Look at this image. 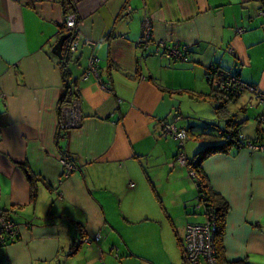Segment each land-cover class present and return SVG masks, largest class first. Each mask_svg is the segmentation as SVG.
<instances>
[{"label": "crops", "instance_id": "1", "mask_svg": "<svg viewBox=\"0 0 264 264\" xmlns=\"http://www.w3.org/2000/svg\"><path fill=\"white\" fill-rule=\"evenodd\" d=\"M72 10L80 43L71 52L65 40V62L53 46ZM147 16L154 38L190 43L188 58L138 45ZM92 54L108 86L93 70L84 75ZM212 62L264 95V0H0V207L20 229L0 246V264H136L132 233L156 230L183 252L188 223L206 214L163 124L176 109L183 114L191 160L236 121L257 135L264 103L250 89L236 102L215 96L204 81ZM65 69L78 85L66 104ZM184 92L195 110L182 108ZM63 152L79 166L67 171ZM199 161L207 188L226 204L220 264H264V149L229 143ZM73 228L82 236L76 250Z\"/></svg>", "mask_w": 264, "mask_h": 264}, {"label": "built area", "instance_id": "2", "mask_svg": "<svg viewBox=\"0 0 264 264\" xmlns=\"http://www.w3.org/2000/svg\"><path fill=\"white\" fill-rule=\"evenodd\" d=\"M65 23L67 30H71L69 41V51H75L80 43L78 36L79 31V19L76 11H68L65 16ZM138 45L143 48L150 47L151 50L159 52L161 54H166L167 56H173L177 58L186 59L189 55L190 43L187 42H177L168 41L165 38L156 39L152 34L151 20L147 16L143 21V29L140 37L137 40ZM211 67H215L213 63H210L208 70ZM212 72L211 81L213 83H219L221 86L231 90L232 92L240 93L244 89H250L256 91L259 97L264 99L263 93H261L258 88L241 78L235 77L233 74L222 80L223 69L216 68ZM94 71L98 74L101 82L108 86L107 82L103 80L99 71V58L92 54L89 58L88 64L86 66L84 75L87 76L90 71ZM211 71V70H210ZM209 72H206L208 77ZM221 82V83H220ZM181 114H177L173 120H167L162 126V133H171L178 141V150L176 157L183 163H187V151H186V140L188 138L187 128L178 123L177 118ZM257 119L264 124V103L262 108L257 113ZM229 135V134H228ZM243 138V145L250 148H263L264 149V129L262 137H256L252 139L246 137L244 133H241ZM242 145V146H243ZM62 161L66 166V170L77 168L78 165L68 158L67 156H62ZM190 172L196 178L197 184L200 186L201 179L197 173L196 168L191 167ZM131 184L134 181L130 182ZM197 199L199 203L203 204V210L206 214V220L204 221H192L188 223L186 231L185 245L183 249V261L180 264H220L218 258L217 241H216V229H217V212L213 204L206 196L205 190H198ZM19 224L17 220L12 216L10 210L5 207H0V246L10 240H13L19 236ZM101 232H97L94 235L88 234L86 237L88 239H98Z\"/></svg>", "mask_w": 264, "mask_h": 264}, {"label": "trees", "instance_id": "3", "mask_svg": "<svg viewBox=\"0 0 264 264\" xmlns=\"http://www.w3.org/2000/svg\"><path fill=\"white\" fill-rule=\"evenodd\" d=\"M64 25L66 26L65 21H64ZM69 57H70V52L67 51L64 61L66 62ZM212 63L214 64L215 67H211L210 68L211 71L206 69V72L207 71L209 72L208 77L207 76L206 77L210 80V82L212 84L211 85V87H212L211 88L212 89L211 92L215 96H220V95L224 96L223 100L224 99H228V98L229 99L236 98L239 95L238 93L232 92L231 90L221 86L219 83H213L211 81L212 72H214L215 70L216 71L219 70V69H216V68L223 69L222 80H225V78L228 77V76H231V74H233L237 78H241V79H243V78L237 72H235L233 70L225 69L224 67H221V66L217 65L214 62H212ZM65 72H66V88L64 90V94L61 97V100H62V102H64V104L71 103L73 101L75 95L78 93V88H77L78 85L75 82V78H72V77L68 78L67 69H65ZM178 113L181 114L180 117L177 118V121L179 123V120L183 117V114L179 110L176 111V113L174 114L173 118L170 119V120L175 119L174 117ZM256 119H257V115H256ZM258 122H259V128H258L257 135L248 136L247 134H245L242 131V129L240 127V122L236 121V123H234L233 125L230 124L229 127L224 128L225 138L222 141L211 142V143L203 146L202 148H200L199 151H198L199 154H198L197 158H194V159L190 160L189 157H188V163H190L191 165H193L194 168H196L197 173L199 174L200 179H201V183H200L201 185L199 186L197 184V190H199V189L200 190H202V189L205 190L207 198L210 200L211 204H213L215 206V208H216V212H217V229H216V237L217 238L216 239H217V245H218V249L217 250H219V253H220V241H219L218 233H220L221 228H222V220H223V214H224V211H225V208H226V204L219 197H217V195L215 193H213V191H211V190H209L207 188V185L204 183V175L202 173V168H201V165L199 163L200 162L199 159L202 156H204L206 153H208V152H210L212 150L219 149V148H225L226 146H228L229 143L235 145L236 147L242 146L243 145L242 141H243L244 137L241 136V133H244L246 137H250L252 139H255L256 137H260V136L262 137L264 124L261 121H259V120H258ZM181 125L187 128L188 138H189L188 127L186 125H183V124H181ZM169 134H171V133H169ZM188 138H187V140H188ZM187 140H186V142H187ZM177 144H178V141H177ZM177 150H178V147H177ZM62 156H67L68 158L73 160V158L71 156H69L67 152H63ZM75 163L79 166V164L77 162H75ZM35 179H36L35 174H32V177H31L32 196H34L36 194V190H37L36 185H35ZM12 216H13V214H12ZM73 247H74V250H76L78 248V245L74 244Z\"/></svg>", "mask_w": 264, "mask_h": 264}, {"label": "rangeland", "instance_id": "4", "mask_svg": "<svg viewBox=\"0 0 264 264\" xmlns=\"http://www.w3.org/2000/svg\"><path fill=\"white\" fill-rule=\"evenodd\" d=\"M207 80L204 79L205 83L208 84V86L211 89V83ZM194 95L200 96L202 94H200L199 91H196V93ZM192 96L190 95L189 92H184L183 94H181V96H180L181 101H182L181 104H182V108L184 110H191V109L195 110L196 109L195 105H196L197 101H196L195 97H192ZM237 99H238V97H236L234 99H230V100L232 102H236L235 100H237ZM200 107L203 108L202 103H200ZM250 109L252 112L254 111V109L252 107H250ZM176 111H177V109H176ZM188 157H189V155L187 152V159H188ZM191 157H192V154H191ZM185 164H188L190 166V168L193 167V165H191L188 162ZM156 223H159V222L156 221ZM157 226H160V225L158 224ZM139 227H141V226H137V228H139ZM161 232L162 231L156 230L155 232H151L150 234L146 235V233L144 231L143 235L141 237H139L140 235L137 236L134 233H132V235L135 237V246L138 248V250H134V252L132 254L133 257L138 258L137 261L139 263H136V264H180V263H182V261H183L182 247H181V245L177 239V235H176V239H177L176 244H168V243H165L163 241V235L161 234ZM72 235H73L72 236L73 245L81 242L82 236H81V232H79V230L77 231V229L75 230L73 228ZM129 261L130 260L116 262V260L112 259L111 262L113 264H133V262L129 263ZM63 264H84V261L82 258H78V260H75L74 262H71V261L67 262L65 260L63 262Z\"/></svg>", "mask_w": 264, "mask_h": 264}, {"label": "water", "instance_id": "5", "mask_svg": "<svg viewBox=\"0 0 264 264\" xmlns=\"http://www.w3.org/2000/svg\"><path fill=\"white\" fill-rule=\"evenodd\" d=\"M71 34V30L62 32L53 46V50L57 52L61 57L65 56V53L63 52V47L65 44V40L70 37Z\"/></svg>", "mask_w": 264, "mask_h": 264}]
</instances>
